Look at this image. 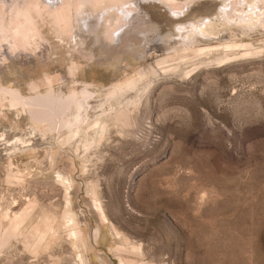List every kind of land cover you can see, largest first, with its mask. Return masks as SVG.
Wrapping results in <instances>:
<instances>
[{
	"label": "rangeland",
	"instance_id": "1",
	"mask_svg": "<svg viewBox=\"0 0 264 264\" xmlns=\"http://www.w3.org/2000/svg\"><path fill=\"white\" fill-rule=\"evenodd\" d=\"M55 1L0 0V264H264V35L223 62L157 65L169 52L146 53L136 32L159 35L146 5L183 14L188 0L126 4L115 47L55 21ZM29 13L34 53L14 39ZM180 25L163 39H181ZM84 95L78 128L35 117L44 99Z\"/></svg>",
	"mask_w": 264,
	"mask_h": 264
},
{
	"label": "bare ground",
	"instance_id": "2",
	"mask_svg": "<svg viewBox=\"0 0 264 264\" xmlns=\"http://www.w3.org/2000/svg\"><path fill=\"white\" fill-rule=\"evenodd\" d=\"M132 1L133 0H62L60 6L58 5V1H55V3H50L48 4V7L46 6L45 8L44 6L43 8L50 12V16L55 21L61 24L73 25V33L76 32V35H93V40H97L100 44L103 33L105 35L108 34V42L106 43L109 46L112 45L115 47L116 43L120 44L122 42V37H125L127 32H122L118 35H116V33L120 29L124 30V27L127 24L131 26V21L126 22V19L131 18L130 16L135 12V9H123V7L126 4H131ZM164 1L173 2L176 0ZM255 1L257 0H235V3L232 4V9L228 11V4L225 3L224 0L222 2H219L218 0H188V11L183 12V14H179L178 11L184 9V7H171V9L175 12L173 15L167 11H163V7L160 5H156L155 3L151 4L152 2H149L146 7H150L153 11L152 20L158 25L159 35L157 39H154L155 35H153V40L155 41L153 42L152 38L150 39L149 36H152V34L157 35V31H154L152 28L148 27V29H146V26V28H139L136 32L142 36V40L145 42V45L149 44L151 46L156 43L157 49L159 48V52H169L168 55H162L161 57L158 56V59L154 58L155 60L157 59V65L166 64L170 59L177 60L181 67L182 65H187V62L191 59V62L196 61L195 64H203L212 61H216L218 63L223 62L230 60L234 56L240 55L241 53L250 51V47H252V45H249L244 41V39L249 36H254L255 34L264 35V21L262 19L264 18V7L262 6V8H260V6H254ZM238 5L242 8L236 7ZM257 8H260L258 12H256ZM91 12L105 13V17L102 19L101 25L97 21L96 15L93 19H90L92 17V15L90 16ZM31 13H29V15H25V21L22 23V26L17 27V36L14 38L15 41L18 38L24 42L26 47L25 49L23 48L24 53H34L39 47L41 48L43 44V38L41 37L40 29L36 21L37 18L36 16H32ZM182 16L185 18L179 19ZM198 17L202 18L200 19L202 20L200 24L195 22L192 25L185 24L188 21H194V19ZM178 23L184 24L178 27L181 39L172 43L164 40L162 35L169 30L168 28H171V30L174 31L176 28L175 26ZM107 25L108 29L105 31L102 27L105 28ZM86 28V31L88 32H85ZM150 31L152 34H148V36L147 33ZM245 31H249V34ZM4 38L8 39L9 35L6 34ZM203 42H205V44H200ZM149 45H147L148 49L145 50L146 53L147 50L149 51L151 48ZM154 48L155 47H153V50ZM146 53L144 55H146ZM95 57L93 56L92 58ZM173 70L177 71L178 68ZM191 71L193 70L185 71L186 75ZM138 84L139 83L135 80L129 81L127 84L122 86L121 94L124 95L128 91H133L138 87ZM88 97L89 96L86 95L84 100L82 99L83 101L81 100L82 102H79L76 97L70 96L66 100L56 101V104L52 100L54 99L52 97L44 99L39 104L35 105V117L51 121L52 123L59 122L61 119L60 121L62 125L67 127L69 126L70 128H74V126L77 125L78 128V126H82V124L87 121L84 115V102L88 100ZM73 107L75 108V111H72L73 113L70 114V119L64 118ZM123 242H125L127 247L128 245H131L136 251L141 249L140 244H130L128 239L123 238ZM120 259L121 264H125L124 259ZM139 264L146 263L141 262Z\"/></svg>",
	"mask_w": 264,
	"mask_h": 264
}]
</instances>
